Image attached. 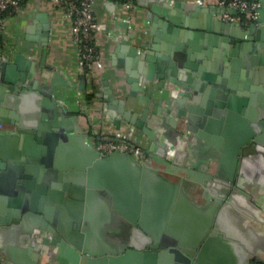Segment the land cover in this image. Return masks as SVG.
<instances>
[{"label": "crops", "instance_id": "0c3cea01", "mask_svg": "<svg viewBox=\"0 0 264 264\" xmlns=\"http://www.w3.org/2000/svg\"><path fill=\"white\" fill-rule=\"evenodd\" d=\"M131 1L93 0L97 58L85 81L73 17L58 0H23L0 15V60L26 74L20 89L0 85V165L50 144L34 128L67 131L56 145L55 165L40 166V179L53 183L43 216L66 239L108 252L85 264H172L155 249L144 256L140 224L162 244L175 237L193 242L206 233L191 264H246L264 253V157L228 156L237 120L223 128L226 151L199 133L188 106L203 93L185 82L176 55L183 58L182 47L191 45L206 76L236 83L246 67L236 42L249 23L236 14L240 25L227 23L217 0ZM258 1L264 20V0ZM259 33L258 27L251 32ZM172 62L177 73L170 72ZM195 74L198 88L204 81ZM98 137L148 153L114 150L95 157ZM195 164L198 170H184ZM10 168H0V264H77L44 217L15 218L16 200L7 197L15 177ZM208 174L236 186L231 203L215 200L227 187Z\"/></svg>", "mask_w": 264, "mask_h": 264}, {"label": "water", "instance_id": "95a60500", "mask_svg": "<svg viewBox=\"0 0 264 264\" xmlns=\"http://www.w3.org/2000/svg\"><path fill=\"white\" fill-rule=\"evenodd\" d=\"M229 10L232 11L230 12ZM225 13L236 14L237 11L234 9H227L223 6L220 8V16L222 17ZM226 22L232 25H240V22L234 20H227ZM257 27L260 28V33L255 38L251 32ZM247 28H249V31L245 30V33L243 32V34H241L242 39H244L241 40V42H236L237 46H240L245 52V55L243 54V59L246 60L244 63L246 67L244 70H239L237 77L239 81L236 83H228L225 81V78L220 79V75H213V78H210L212 75L209 76L207 74L206 76V68L199 64L201 58L196 56L198 52L192 48L191 45L186 44L189 47H182L181 50L184 51L183 58L181 53L176 55V60L179 63L178 65L184 68L186 76L185 82L189 87H194L193 93H203L201 99H194L188 106L190 115L196 118L197 127L201 129L199 133L206 136L215 146H222L221 149L226 151L227 148H224V141H226V138L223 128L225 125L228 126L229 122L232 120H237L239 122L237 136L231 140L233 143L227 150L228 156L235 158V160L238 157L251 153L259 157H264V20L259 17V8L257 9V17L249 22ZM226 37L227 35L224 39H226ZM232 37H234V35H231L230 41L236 44ZM228 60L231 62L233 61L231 57ZM172 63L170 72L177 73V67L174 66L175 64L177 65V63ZM25 69L28 70L27 67H25ZM81 71V77L83 81H85V74L82 69ZM17 72L14 65L4 59L0 60V85H8L11 88L15 87L20 89L22 81L26 79V74L23 76V74ZM194 72L196 73V77L204 81L198 88L194 85L196 82V79H194ZM206 82L207 84H205ZM208 84L210 85L208 86ZM45 94L48 96L51 95L50 92ZM212 122H217L216 126L218 127L216 129L219 128V132L214 130L216 126L212 125ZM32 132L38 133V136H40L39 139L45 137V143L50 141V144L46 147L40 145L39 152L36 155L26 154L25 156L18 157L17 155L9 157L0 165V168L4 166L9 168V165H12L10 170L12 176L15 175L14 178L9 180L7 185L8 199L16 200V203L13 204L14 209L12 210L15 218L24 214H35L41 219L44 217V204L48 201L53 183L42 180V178L40 179V166L43 165L44 168L49 169L55 165L53 163V155L56 150V145L59 141L66 140L67 137V131L64 129L58 130L49 128L41 131L38 128H34ZM97 139H99V137ZM121 151L124 150L121 149ZM143 152L148 153V150L143 151L138 147V152H136V154H142ZM104 155L105 153L100 152L98 149H94L95 157H102ZM192 169L198 170V165L195 164V166L189 168V170L184 168L188 173H191ZM208 177L227 187L222 192H218L217 196L214 197L215 200L221 202L222 197H224L226 202H230L231 190L237 189L236 186H233L231 180L210 174H208ZM20 192L24 193L22 199ZM43 219L49 223L48 228L53 231L56 240L60 244L71 246L74 250L71 249L72 256H74L77 264H85L86 262L99 260L101 257L100 253H103V257L106 258L108 253L106 250L92 252L85 246V243H79L69 238L68 240L63 237L54 226V222L48 220L46 216ZM14 221H16V219H14ZM139 229L147 236V241L140 245V249H142L144 256L150 253L149 250L151 249L152 253L158 251L159 254H164L165 257L167 255L172 264H191L192 259L197 260L199 258V254L197 255V253L202 247V239L206 237L205 233L204 236H200L193 242H187L182 237H175L172 242L162 244L160 241H152L154 235L142 224H140ZM209 231V233L215 232L216 226L210 228ZM154 249L157 251H153ZM125 251L127 252L128 250L126 249ZM117 253L118 251L109 252V255L116 256Z\"/></svg>", "mask_w": 264, "mask_h": 264}, {"label": "built area", "instance_id": "2783aa9c", "mask_svg": "<svg viewBox=\"0 0 264 264\" xmlns=\"http://www.w3.org/2000/svg\"><path fill=\"white\" fill-rule=\"evenodd\" d=\"M66 11L73 17L72 31L79 45L80 65L83 73L93 66L97 58L95 45V32L98 29V22L92 12L93 0H58ZM126 6H130L131 0H120ZM23 0H0V14L15 11L20 8ZM218 4L228 9L237 11L236 15H241L246 23L253 21L257 17V9L260 6L258 0H217ZM225 17L232 21L234 15L225 13ZM97 148L100 152H110L114 149L130 150L138 152V147L126 142L111 139H97ZM246 264H264V254L252 258Z\"/></svg>", "mask_w": 264, "mask_h": 264}, {"label": "flooded vegetation", "instance_id": "af4514ba", "mask_svg": "<svg viewBox=\"0 0 264 264\" xmlns=\"http://www.w3.org/2000/svg\"><path fill=\"white\" fill-rule=\"evenodd\" d=\"M99 139H100V138H99ZM95 141H97V140H95ZM132 146H133V145H132ZM114 150H121V149H114ZM114 150H113V151H114ZM124 151H128V150H124ZM129 151H130V150H129ZM110 152H111V151H110ZM104 153L106 154V153H109V152H104Z\"/></svg>", "mask_w": 264, "mask_h": 264}, {"label": "trees", "instance_id": "16d2710c", "mask_svg": "<svg viewBox=\"0 0 264 264\" xmlns=\"http://www.w3.org/2000/svg\"><path fill=\"white\" fill-rule=\"evenodd\" d=\"M1 15V14H0Z\"/></svg>", "mask_w": 264, "mask_h": 264}]
</instances>
